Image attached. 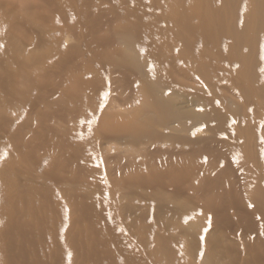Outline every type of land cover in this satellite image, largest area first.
Returning a JSON list of instances; mask_svg holds the SVG:
<instances>
[{"label": "bare ground", "instance_id": "6f19581e", "mask_svg": "<svg viewBox=\"0 0 264 264\" xmlns=\"http://www.w3.org/2000/svg\"><path fill=\"white\" fill-rule=\"evenodd\" d=\"M263 101L264 0H0V264H264ZM166 141L189 148L103 153Z\"/></svg>", "mask_w": 264, "mask_h": 264}, {"label": "rangeland", "instance_id": "374dc122", "mask_svg": "<svg viewBox=\"0 0 264 264\" xmlns=\"http://www.w3.org/2000/svg\"><path fill=\"white\" fill-rule=\"evenodd\" d=\"M113 1L114 0H108L109 5L111 3H113ZM36 2H38V1H33L32 3L36 4ZM102 10H109V6L108 5H104ZM42 14H48V12L47 11L46 12H42ZM23 29H24L25 32H28L31 35H35L34 29L30 25H27ZM259 41H262V40H259ZM169 42H171V43H169ZM229 42L231 43V40H229V41H220L218 43V46H219V48H221V47L225 46L226 44H228ZM165 43L171 48V50H173L175 52V54H178V53H182L183 55H186L187 54V52L186 53L184 52L182 45H180V44H174V42L171 41L168 38H166ZM192 44L193 45L190 47V48H192V49H190V52H192L191 53L192 55H196L199 52V50H201V42L200 41H193ZM76 45L79 46V47H81L82 43L80 42V40L75 39L74 37L71 36L70 39L67 42V46L71 47V46H76ZM137 47H138L137 49L140 50V48H139L138 45H137ZM81 48H83V47H81ZM245 52H248V51L246 50ZM259 58L260 59L262 58L260 54H259ZM174 64L177 65V66L175 65L177 68L179 66L181 68H183V69H186V70H187V68H189L188 65H185L183 63H179V66H178V63H174ZM184 65H185V67H184ZM220 65H222L223 67L226 66V68L229 69V71H231V72H235L236 69L238 68V66L236 64H234V63H229L228 64V63H224L223 62V63H220ZM107 68H108L107 66L104 67V69L102 70V72L99 74V77H104L105 76L104 74H105V70ZM146 70L147 71L150 70L149 65L147 66V69ZM259 70H258V72H259ZM224 74L221 73L220 74V77L218 76L217 79L220 81V85L221 86L218 87V88H216L215 89L216 90L215 92L218 95L221 94V96H223L224 93L226 92L225 93L226 95L230 96L231 98L233 97V100L230 102V109H232V110L234 109L235 110V107L237 109V107L239 106V104H241V100L238 98V92H237V90L235 88L231 87L230 85H228V82L226 80L223 81L221 79V77ZM86 76H89V74H86ZM213 77L215 78L214 74L212 75V78ZM179 79H181V77H179ZM197 80L198 81H195L192 78L191 79H187L188 82L186 81V83H189V81H191L189 83V85H192L193 87L200 88V90L202 91L203 94H205L207 96L208 95L210 96L211 92L207 89L206 86H204V84L202 82H200L199 77H197ZM215 80H216V78H215ZM212 82L214 83V79L212 80ZM37 92L38 91H35V94H37ZM168 92L169 91H167V94H168ZM128 94L129 93H127L126 95H128ZM234 102L235 103L237 102L236 105H235ZM255 103H257V100H255ZM115 104L118 106V103H115ZM262 105L261 106H262L263 109L260 108L261 106L258 104V110H259V112L261 111V113L264 114V101L262 102ZM24 108H26L27 110L30 109L29 106H21V109H24ZM133 108H135V105L132 103L131 105H129L127 107H122V106L117 107L115 109V111H117V112H125V111H130ZM253 110H254L253 107H248L246 109L247 116L250 115L251 112H253ZM261 118H262L261 121H259V123L256 126H254V122H252V127L254 126V128H252V129H254L253 131L256 132V134H257V136H256L257 139L256 140H257V143H259L260 145L264 143V136H263L264 135L263 134L264 132H262V129L264 128V125H263L264 124V121H263L264 115ZM233 121H235V117L233 115H228L227 125L230 126ZM124 122H125V120L123 118H120V121L118 123L119 124H122ZM80 124H81V122H77V123H74L73 125L76 126V125H80ZM186 124L191 125V123L189 121L186 122ZM261 126H262V128H261ZM202 127H205V126L199 125V126H196V127H192V134L191 135H193V137H197V138H199V137H205V138L207 137V138H210L211 134L209 135V133H205V132L203 133L202 131H203L204 128H202ZM157 132H159L160 134H163V133L164 134H169L170 133L168 130H165V129H162V128H158L157 129ZM75 134L77 135L78 133H75ZM146 142H148V141H146ZM184 148H189V147H188V145H182L181 143H174V145H173V144H171V143H169L167 141L166 142H160V143H158L156 145H150V146L146 145V146H143L142 149H140V150H137V149H135L133 147H127V146H123V145H117L116 143H114L112 145H109L108 147L107 146L103 147V153L104 154L108 153V155L110 157H114V156H116L118 154L116 151H125V150H127L129 152L128 155L131 156V158H130L131 163H134L135 162V163L140 164L143 161V157L141 155L147 154V153H149L151 151L159 150V151H165V152H175V151H179V150L184 149ZM224 148H225V151L227 152V154L229 155V156H227V154H226V156L229 157L228 158L229 161H231L230 164L232 165V163H233V166H235V169L237 170V179H242L243 178L242 180H246L247 178L244 177V175L242 173L243 172L242 169H244V166H243V164L241 162V160L243 161L242 156H240L239 153L235 149H233V146H227V147H224ZM50 154L51 155H55L56 153H50ZM262 155L264 156V154H262ZM55 156H57V154ZM134 159H136V161ZM239 161L241 162L240 164L238 163ZM198 162H202V160L196 161V164ZM114 166H115V164L109 163V167L110 168H113ZM240 166H242V167H240ZM159 167L160 166H157L156 168L158 169ZM139 169H141V171H143V172L146 171V168H144V167L143 168H139ZM90 176H92V174ZM97 200H99V198L97 197L96 194H94L93 195V202H95V204H97ZM197 206H198V204H197ZM202 214L203 213H201V212L198 213L199 216H201ZM101 215H102V217L104 219H107V213L105 211H102L101 212ZM186 216H188V217H186ZM194 217H195L194 215H185V217H183V221L186 222L190 218L191 219H194ZM202 220H203V222H202ZM200 221H198L195 226L197 227L198 224H199V222L202 223V224L199 225L200 227L199 226L197 228L194 227L195 228L194 229L195 232L197 230H200V232L205 231L206 228H207V226H208V224H209L210 218L209 217H204L203 219L201 218ZM117 233L118 232L116 231V234ZM117 235H119V234H117ZM239 236L232 235V237L234 239H236V240H238Z\"/></svg>", "mask_w": 264, "mask_h": 264}, {"label": "snow or ice", "instance_id": "6c2138e0", "mask_svg": "<svg viewBox=\"0 0 264 264\" xmlns=\"http://www.w3.org/2000/svg\"><path fill=\"white\" fill-rule=\"evenodd\" d=\"M69 258H70V254H69Z\"/></svg>", "mask_w": 264, "mask_h": 264}]
</instances>
